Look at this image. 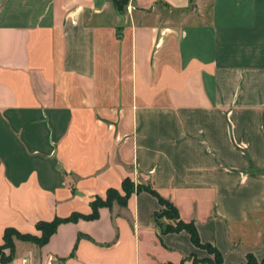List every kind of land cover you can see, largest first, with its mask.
Listing matches in <instances>:
<instances>
[{"label":"crops","instance_id":"1","mask_svg":"<svg viewBox=\"0 0 264 264\" xmlns=\"http://www.w3.org/2000/svg\"><path fill=\"white\" fill-rule=\"evenodd\" d=\"M124 177L152 184L222 264L264 258V0H128L122 14L0 0V244L6 227L40 235V220L89 213ZM160 207L135 192L41 246L15 240L9 264L205 257L186 231L160 233Z\"/></svg>","mask_w":264,"mask_h":264},{"label":"trees","instance_id":"2","mask_svg":"<svg viewBox=\"0 0 264 264\" xmlns=\"http://www.w3.org/2000/svg\"><path fill=\"white\" fill-rule=\"evenodd\" d=\"M128 0H111L116 10L122 14L125 10V6ZM249 167L252 171L263 172V169L256 168L253 164H250ZM121 191L116 188H108L104 197L95 196L90 201L91 211L87 214L72 212L70 215L65 217L55 216L50 221H38L35 224V228L40 231V235L32 233H22L13 227H6L3 231V242L0 244V263L9 264L14 257V245L15 240L28 241L36 246H41L47 242L49 237L55 232L57 226L63 222L76 221L80 218L86 220L96 219L99 215L100 207H108L112 209L114 204H117L120 207H125L129 197L140 191H147L154 195L161 207L154 211L152 214V220L160 233H169V232H180L182 230L186 231L189 234L191 243L198 247L204 248L214 255V259H205V260H196L195 254H190L192 264L205 263V264H222L223 256L221 252L214 247L209 242H202L200 240L197 228L193 221H184L179 214V211L176 206H174L170 201L161 197L157 190L153 187L152 184H143L135 183L129 177H124L121 180ZM83 234H78L77 238L82 237ZM8 252H5V251ZM73 254V250L70 255ZM183 259L179 264H183ZM240 264H264V258L257 260L252 253L246 254L245 262Z\"/></svg>","mask_w":264,"mask_h":264},{"label":"rangeland","instance_id":"3","mask_svg":"<svg viewBox=\"0 0 264 264\" xmlns=\"http://www.w3.org/2000/svg\"><path fill=\"white\" fill-rule=\"evenodd\" d=\"M40 232V231H39ZM200 249H202L207 255L205 256V257H202V258H199V257H197L196 255H194L195 256V259L196 260H205V259H211V260H213L214 259V255L212 254V253H210L209 251H207L206 249H204V248H200ZM168 259H170V260H172V261H175V262H167L166 264H179L180 263V261L182 260H180L179 261V257H177V255L176 254H171V256H169V258ZM186 260H189L190 262H191V264H192V260H193V258L191 259V257H189V256H187L186 258H184L183 259V264H186ZM177 261H179V262H177ZM198 264H200V263H198ZM201 264H205V263H201Z\"/></svg>","mask_w":264,"mask_h":264}]
</instances>
